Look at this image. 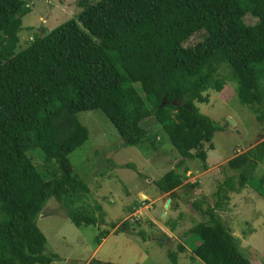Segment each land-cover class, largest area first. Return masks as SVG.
Masks as SVG:
<instances>
[{"label":"trees","instance_id":"16d2710c","mask_svg":"<svg viewBox=\"0 0 264 264\" xmlns=\"http://www.w3.org/2000/svg\"><path fill=\"white\" fill-rule=\"evenodd\" d=\"M81 10L49 31L42 29L17 50L25 0H0V264H49L45 235L36 224L47 200L64 201L75 225L98 219L81 198L89 188L68 155L88 139L76 114L101 109L123 145L142 143L146 117H154L182 159L154 180L172 200L190 170L207 168L219 124L196 103L209 101L227 79L238 101L248 106L264 134V0H78ZM252 15L253 23L245 16ZM205 36L193 45L194 32ZM226 68L228 75H221ZM207 145V146H205ZM36 148L52 172H40L27 154ZM264 139L226 161L234 172L217 185L213 205H194L206 221L187 232L198 241L193 254L204 264H253L238 250L231 230L215 210L247 184L264 198ZM125 166L137 171L133 163ZM71 207V208H70ZM112 228L116 223L110 224ZM109 232L107 231L106 234ZM142 237L144 235L141 234ZM100 237H97L100 243ZM179 249L184 247L179 244ZM173 264L177 254L169 253Z\"/></svg>","mask_w":264,"mask_h":264},{"label":"rangeland","instance_id":"374dc122","mask_svg":"<svg viewBox=\"0 0 264 264\" xmlns=\"http://www.w3.org/2000/svg\"><path fill=\"white\" fill-rule=\"evenodd\" d=\"M25 1L30 10L21 18L17 50L25 47L41 29L47 32L76 17L81 10L78 0ZM95 1L89 0V3ZM244 19L247 23L255 21L250 14ZM204 36L205 32L198 30L183 44L193 45ZM220 74L228 75V70L223 67ZM207 95L209 101L196 103L197 107L217 123L227 126L213 134L206 169L202 170L201 161L197 159L185 164L190 170L183 183H196V186L183 185L176 189L177 196L172 200L168 194L160 197L154 180L175 168L182 157L154 117L143 120L148 137L139 145L126 146L101 109L76 114L88 131V139L68 158L89 191L77 190L75 196L81 201L77 199L73 206L85 202L98 222L75 225L67 215L63 199L50 197L36 219L46 238L44 253L57 256L49 264H173L170 252L177 254L176 264H204L193 254V245L198 241L187 230L208 217L192 202L202 200L203 208L213 205L217 185L234 172L226 161L264 139L254 114L238 101L233 81L227 79L220 92L209 90ZM27 154L40 172L53 171L54 163L43 161L38 149H29ZM129 162L137 171L125 166ZM253 174V177L264 174V160L258 162ZM226 193L229 199L215 210L216 214L231 230L242 255L253 264H264V198L249 184L239 192L227 190ZM140 208L149 210L148 217L130 214ZM112 222L118 226L112 228ZM179 244L183 250L179 249Z\"/></svg>","mask_w":264,"mask_h":264},{"label":"crops","instance_id":"0c3cea01","mask_svg":"<svg viewBox=\"0 0 264 264\" xmlns=\"http://www.w3.org/2000/svg\"><path fill=\"white\" fill-rule=\"evenodd\" d=\"M159 192V191H158ZM159 194H160V197H161V195H166V193H160L159 192ZM146 196L148 197V195L146 194ZM150 196V195H149ZM150 197H152V196H150ZM157 198L159 199V196H157ZM151 202V201H150ZM148 211L149 210H143V208H140V209H133L132 210V212L130 213L132 216H138V215H141L142 216V214H143V216H147V215H149L148 214ZM139 213V214H138ZM148 217V216H147ZM125 218L126 217H124L123 218V220H125ZM136 221H138V220H136ZM152 221V223H154L153 222V220H151ZM117 224V223H116ZM140 224V223H139ZM118 225H116V227H117ZM162 231H165L164 229L162 230ZM166 232V231H165Z\"/></svg>","mask_w":264,"mask_h":264},{"label":"water","instance_id":"95a60500","mask_svg":"<svg viewBox=\"0 0 264 264\" xmlns=\"http://www.w3.org/2000/svg\"><path fill=\"white\" fill-rule=\"evenodd\" d=\"M170 201V199L167 200V203Z\"/></svg>","mask_w":264,"mask_h":264}]
</instances>
